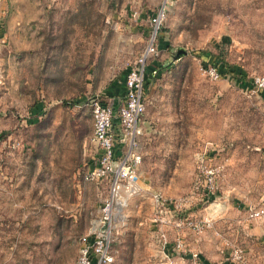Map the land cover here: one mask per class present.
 Returning <instances> with one entry per match:
<instances>
[{
  "label": "rangeland",
  "instance_id": "rangeland-1",
  "mask_svg": "<svg viewBox=\"0 0 264 264\" xmlns=\"http://www.w3.org/2000/svg\"><path fill=\"white\" fill-rule=\"evenodd\" d=\"M153 39L140 178L181 207L162 224L133 196L113 264H264V0H0V264L76 263L109 190L84 180L91 100L120 97Z\"/></svg>",
  "mask_w": 264,
  "mask_h": 264
},
{
  "label": "built area",
  "instance_id": "built-area-1",
  "mask_svg": "<svg viewBox=\"0 0 264 264\" xmlns=\"http://www.w3.org/2000/svg\"><path fill=\"white\" fill-rule=\"evenodd\" d=\"M166 12L167 6L164 3L151 14L150 21L156 30L161 27ZM154 53H158V49L153 39L141 53L137 64L128 71L125 77L126 91L120 97L104 100L96 95L91 100L94 120L92 138L97 145V152L94 161L84 172V180L98 182L108 179L109 190L102 199L97 213L92 217L87 232L81 237L75 264H113L115 262L114 242L117 233L127 223V207L133 196L150 191L160 211L166 213L155 218L162 224L171 221L167 212L181 207L180 201L169 200L162 190L154 189L140 178L143 160L140 137L144 134L142 118L147 108L146 62ZM207 70L212 78L221 77L217 66L210 65ZM254 84L258 89L264 88V76H256ZM168 205H171L169 210L166 208ZM262 214H264V207L251 208V217L256 218ZM174 222L176 226L184 223L182 219H174ZM189 223L192 222L189 221ZM163 240L164 246L169 247L170 243L165 235ZM184 247V239L179 235L172 244L171 250L183 251ZM242 258H244V250L240 247L236 248L233 260Z\"/></svg>",
  "mask_w": 264,
  "mask_h": 264
},
{
  "label": "crops",
  "instance_id": "crops-1",
  "mask_svg": "<svg viewBox=\"0 0 264 264\" xmlns=\"http://www.w3.org/2000/svg\"><path fill=\"white\" fill-rule=\"evenodd\" d=\"M114 89H116L119 92V95L124 94L126 91L125 80L122 83H119L117 86L115 85Z\"/></svg>",
  "mask_w": 264,
  "mask_h": 264
},
{
  "label": "water",
  "instance_id": "water-1",
  "mask_svg": "<svg viewBox=\"0 0 264 264\" xmlns=\"http://www.w3.org/2000/svg\"><path fill=\"white\" fill-rule=\"evenodd\" d=\"M182 53L183 54L186 53V49L181 47L178 49V56L181 55Z\"/></svg>",
  "mask_w": 264,
  "mask_h": 264
},
{
  "label": "trees",
  "instance_id": "trees-1",
  "mask_svg": "<svg viewBox=\"0 0 264 264\" xmlns=\"http://www.w3.org/2000/svg\"><path fill=\"white\" fill-rule=\"evenodd\" d=\"M209 56H210V55H209ZM206 65H207V64H206ZM218 69H219V71H220V74L222 75V72H221V71H222V70H221L222 68H218Z\"/></svg>",
  "mask_w": 264,
  "mask_h": 264
}]
</instances>
